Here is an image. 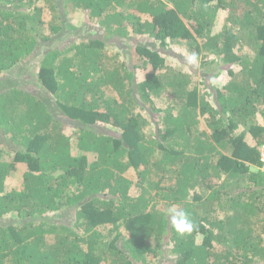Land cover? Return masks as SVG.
<instances>
[{
  "label": "trees",
  "instance_id": "trees-1",
  "mask_svg": "<svg viewBox=\"0 0 264 264\" xmlns=\"http://www.w3.org/2000/svg\"><path fill=\"white\" fill-rule=\"evenodd\" d=\"M258 115L264 0H0V264H264Z\"/></svg>",
  "mask_w": 264,
  "mask_h": 264
},
{
  "label": "rangeland",
  "instance_id": "rangeland-1",
  "mask_svg": "<svg viewBox=\"0 0 264 264\" xmlns=\"http://www.w3.org/2000/svg\"><path fill=\"white\" fill-rule=\"evenodd\" d=\"M69 11V10H68ZM229 17L228 13L224 12V11H220L219 14L217 15V18L215 20V24H214V29H213V32H218L222 29V27L228 23L227 21V18ZM81 23V22H80ZM75 30V28H69L67 29L66 31H73ZM243 38L244 39H247L248 38V35L247 34H242ZM113 51H110L108 54L111 55ZM175 52V51H174ZM46 53V51H45ZM178 57H186L188 58L189 55L191 54L190 53V49L187 47V46H180V48H177V51H176ZM199 64V63H198ZM196 64L197 66H200ZM36 67L37 66H34L33 64H31L30 62H26L25 64L19 66L17 69L13 70V72H8V75H14L11 76L12 78V81H7L6 83V87L8 85H10V82H15V81H18L19 83L22 84V80L26 83H33L34 82V78H35V71H36ZM221 69V68H220ZM201 70V69H200ZM219 69L216 67V66H212L210 68V70H208L207 74H205L206 77L208 76H213L214 73L216 71H218ZM202 71H203V68H202ZM25 74V75H24ZM21 75H24L23 77ZM19 77H21L22 79H20ZM222 78H225L224 76H221ZM221 79V78H220ZM200 81V79H199ZM198 81V82H199ZM218 81V80H217ZM219 83L218 84H224L223 82L221 81H218ZM201 94H203V92L201 91L200 92ZM35 96L41 98L42 97V94L41 93H35L34 94ZM165 99H167V97H165ZM168 100V99H167ZM52 101V100H51ZM257 119L259 121L260 124H263L264 123V115H258L257 116ZM158 121V119H156V116L153 117L152 119H148V123L151 124L150 125V131L153 132V130H156L157 127L153 124H155L156 122ZM199 128L206 133V137L209 138L212 134L211 130L208 128L206 122H205V119H203L202 117L199 118ZM153 126V127H152ZM57 221H60V222H63L67 225H70V224H73L75 222V216L73 214V211H69L67 212V214L65 215H62L60 216ZM158 264H170V262L168 261H161L159 262Z\"/></svg>",
  "mask_w": 264,
  "mask_h": 264
},
{
  "label": "clouds",
  "instance_id": "clouds-1",
  "mask_svg": "<svg viewBox=\"0 0 264 264\" xmlns=\"http://www.w3.org/2000/svg\"><path fill=\"white\" fill-rule=\"evenodd\" d=\"M198 57L196 53H191L188 57V63L194 64ZM169 220L171 225L179 234L191 233L194 229L192 221L183 209H169Z\"/></svg>",
  "mask_w": 264,
  "mask_h": 264
},
{
  "label": "built area",
  "instance_id": "built-area-1",
  "mask_svg": "<svg viewBox=\"0 0 264 264\" xmlns=\"http://www.w3.org/2000/svg\"><path fill=\"white\" fill-rule=\"evenodd\" d=\"M259 150H260V153H261L260 160H261V162L263 163L262 170L264 171V145L261 146Z\"/></svg>",
  "mask_w": 264,
  "mask_h": 264
}]
</instances>
